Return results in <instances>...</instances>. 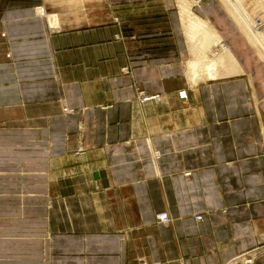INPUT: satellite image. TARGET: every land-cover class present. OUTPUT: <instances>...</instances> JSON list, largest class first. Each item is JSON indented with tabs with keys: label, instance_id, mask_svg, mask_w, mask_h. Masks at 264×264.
<instances>
[{
	"label": "crops",
	"instance_id": "obj_1",
	"mask_svg": "<svg viewBox=\"0 0 264 264\" xmlns=\"http://www.w3.org/2000/svg\"><path fill=\"white\" fill-rule=\"evenodd\" d=\"M120 4L0 0V264H264V61L191 0L236 60L194 79L177 0Z\"/></svg>",
	"mask_w": 264,
	"mask_h": 264
},
{
	"label": "bare ground",
	"instance_id": "obj_2",
	"mask_svg": "<svg viewBox=\"0 0 264 264\" xmlns=\"http://www.w3.org/2000/svg\"><path fill=\"white\" fill-rule=\"evenodd\" d=\"M222 1L230 14L235 17L242 30L247 32V34H245L248 40L253 45L260 47L264 52V36L255 31L252 24H250V21L247 18V13L243 7V0ZM185 2L186 1L183 0L179 3V12L192 52L195 55V59L188 65L189 72L192 73L194 79H216L220 76L218 73L220 67L236 64V60L231 57L225 46H223L224 44L220 42L218 34L214 33L215 31H212L213 28H211L204 20L196 17L191 11V8L189 7L190 5H186ZM198 3H200V1H198ZM37 11L39 15L43 17L45 16L42 14L45 12L43 8H39ZM255 25L258 27L261 26L256 22ZM219 44L223 51L220 55L215 56L217 57L215 60L209 59L213 48ZM186 95L188 98L187 93ZM159 101H161V98Z\"/></svg>",
	"mask_w": 264,
	"mask_h": 264
},
{
	"label": "rangeland",
	"instance_id": "obj_3",
	"mask_svg": "<svg viewBox=\"0 0 264 264\" xmlns=\"http://www.w3.org/2000/svg\"><path fill=\"white\" fill-rule=\"evenodd\" d=\"M157 1L158 0H119V3H121L123 7L120 8L118 12L121 13L122 15L125 30L130 33L132 32L142 33L148 30H152L153 27L157 28L158 25H160V23L156 21L160 17H156L157 13L155 12L156 10L154 8L155 6H158V4H154V2H157ZM182 1L183 0H177L178 9H179V3ZM184 1H186L185 2L186 5H190L189 7L191 8V11L193 12L191 0H184ZM149 3L154 4V6L149 5ZM243 7L247 13V18L249 19L250 24H252L255 31L259 32L260 34L264 36V0H243ZM257 18L260 20V23H261L260 27L255 25V20ZM207 23L208 25H210L209 22ZM210 27L213 28V26L211 25ZM212 31L214 32L215 29L213 28ZM243 31L244 33L247 34L245 30ZM214 33L217 34L216 31ZM247 42H248L249 47L256 50L255 54H257L256 55L257 58L261 61H264V52L261 50V48L256 45H253L248 40V38H247ZM216 58L217 57L215 56L213 57L209 56V59L211 60H215Z\"/></svg>",
	"mask_w": 264,
	"mask_h": 264
},
{
	"label": "built area",
	"instance_id": "obj_4",
	"mask_svg": "<svg viewBox=\"0 0 264 264\" xmlns=\"http://www.w3.org/2000/svg\"><path fill=\"white\" fill-rule=\"evenodd\" d=\"M42 14L45 15V12L42 13ZM255 22L256 23H259L261 25L260 20L258 18L255 20ZM186 93H187L186 90H183V91L179 92V97L181 99H187ZM160 98H161L160 96H142L141 101L142 102H148V101H151V100L159 101ZM158 158H159V155L156 154V159H158ZM194 218H195L196 222H200V221L203 220V216L202 215H196ZM156 219H157L158 222L164 223V224H167V223H169L171 221L169 214L166 213V212H160V213H158L156 215ZM243 262L245 264H254V258L253 257H249L247 255V258L244 259V255H241L238 258H236L235 260H233V264H241Z\"/></svg>",
	"mask_w": 264,
	"mask_h": 264
}]
</instances>
